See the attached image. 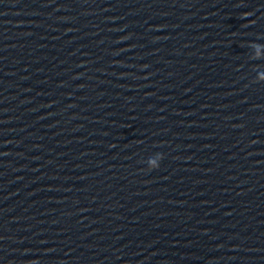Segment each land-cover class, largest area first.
Masks as SVG:
<instances>
[{"label":"clouds","instance_id":"clouds-1","mask_svg":"<svg viewBox=\"0 0 264 264\" xmlns=\"http://www.w3.org/2000/svg\"><path fill=\"white\" fill-rule=\"evenodd\" d=\"M255 45H256V48H254L253 56L256 59H260V58L264 57V54L258 55V53L264 52V45H260V44H255ZM258 76L260 77L258 79L259 81H264V72L259 73ZM159 158H160V160L162 159V154H160V153H159ZM151 163L154 165L153 169L159 167V164H156L155 161H151Z\"/></svg>","mask_w":264,"mask_h":264}]
</instances>
